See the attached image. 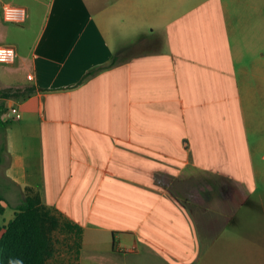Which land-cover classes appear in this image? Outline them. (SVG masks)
<instances>
[{
	"label": "crops",
	"instance_id": "obj_1",
	"mask_svg": "<svg viewBox=\"0 0 264 264\" xmlns=\"http://www.w3.org/2000/svg\"><path fill=\"white\" fill-rule=\"evenodd\" d=\"M14 1L37 34L23 50L8 43L16 61L0 68V89L21 92L4 98L0 116L8 206L39 195L80 225L79 264L87 246L107 264H141L144 256L161 264L158 252L173 251L180 229L199 241L196 231L227 212L226 143L211 113L228 96L241 99L238 75L247 71L235 65L264 64V0ZM119 54L121 64L84 81ZM254 71L264 77L260 66ZM117 73L122 81L106 84ZM109 86L117 96L94 105V92ZM230 174L231 189L248 190ZM111 216L136 226L103 229L112 241L94 250V233ZM162 230L178 231L175 245L162 242Z\"/></svg>",
	"mask_w": 264,
	"mask_h": 264
},
{
	"label": "rangeland",
	"instance_id": "obj_2",
	"mask_svg": "<svg viewBox=\"0 0 264 264\" xmlns=\"http://www.w3.org/2000/svg\"><path fill=\"white\" fill-rule=\"evenodd\" d=\"M31 25L29 27V21L23 25L6 24L0 14V44L12 43L21 50L25 49L30 42L34 41L37 34L36 23H31ZM121 61V54H119L116 62L113 61L95 69L86 76L84 81L98 77L115 65L121 64ZM256 66H260L264 70V64L235 65L236 69L242 68L247 71V74L238 75L242 87L241 99L238 97L231 99L228 96L227 102L220 105L221 111L211 113L210 120L220 131L226 143L227 158L225 163L223 162V167L228 173L225 194L227 212L220 221H211L210 229L196 231V238L199 241L186 238L184 229L179 231L180 240L178 242L172 240L178 238L176 235L178 231L170 235L168 232L163 233L162 230L159 233L162 242L169 243L171 241L174 245L177 242V245L173 251L166 248L162 253L158 252L157 259L161 264H264V77H259L255 73ZM0 68L9 69L8 65L4 64H0ZM107 80L109 81L106 84L110 82L109 85L117 80L122 81L121 73L112 74ZM115 94L117 96L118 91L114 90L112 86L99 88L94 92V105L107 106L109 97H113ZM4 102L5 99L2 98L1 105ZM0 119L2 120L1 117ZM230 173L236 176L235 178L243 180L248 190H239L237 193L231 189L234 181ZM0 177H2L1 170ZM211 184L219 185L216 180H212ZM234 200L242 201L234 206L232 202ZM6 204L3 203L5 211L0 216L1 226L7 224L16 210L13 205L8 206V202ZM55 211L57 210L55 209ZM57 213L59 212L57 211ZM211 216L213 219L215 214L212 212ZM99 226L101 227L100 231L92 232L98 237V240L94 242V250L106 248L112 241L110 232L103 229L109 227L118 230L136 225L135 222L122 223L121 220H115L111 216L110 223H103ZM52 240L54 254L47 264H79V260L76 261L77 247L72 234L56 230L52 233ZM82 253L80 264L81 262L82 264H94V262L101 264L103 261L104 264H107L106 255L97 256L98 252H93L91 246L84 247ZM149 259L148 256H144L141 264H150Z\"/></svg>",
	"mask_w": 264,
	"mask_h": 264
},
{
	"label": "trees",
	"instance_id": "obj_3",
	"mask_svg": "<svg viewBox=\"0 0 264 264\" xmlns=\"http://www.w3.org/2000/svg\"><path fill=\"white\" fill-rule=\"evenodd\" d=\"M94 70L89 71L84 79ZM34 90L33 87L27 89L23 95H29ZM20 93L17 88L0 89V98H16ZM5 109V104L0 106V116ZM4 128L5 123L0 121V165L6 154ZM3 203L6 204L7 201L0 193V216L5 211ZM56 230L73 235L78 261L82 227L57 213L55 209L45 207L39 195L25 197L16 208L13 218L6 225H0V264H47L54 254L52 233Z\"/></svg>",
	"mask_w": 264,
	"mask_h": 264
},
{
	"label": "built area",
	"instance_id": "obj_4",
	"mask_svg": "<svg viewBox=\"0 0 264 264\" xmlns=\"http://www.w3.org/2000/svg\"><path fill=\"white\" fill-rule=\"evenodd\" d=\"M1 18L4 23L11 25H23L27 23L28 11L21 4L9 0L1 1ZM17 57L16 49L9 44H0V64L12 65ZM9 112L14 120L21 118V112L16 106L10 105Z\"/></svg>",
	"mask_w": 264,
	"mask_h": 264
}]
</instances>
